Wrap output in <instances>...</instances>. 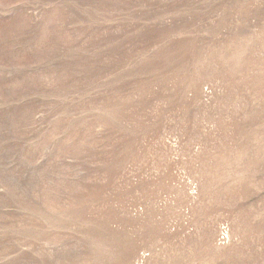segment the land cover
Listing matches in <instances>:
<instances>
[{
  "label": "rangeland",
  "instance_id": "obj_1",
  "mask_svg": "<svg viewBox=\"0 0 264 264\" xmlns=\"http://www.w3.org/2000/svg\"><path fill=\"white\" fill-rule=\"evenodd\" d=\"M0 264H264V0H0Z\"/></svg>",
  "mask_w": 264,
  "mask_h": 264
}]
</instances>
